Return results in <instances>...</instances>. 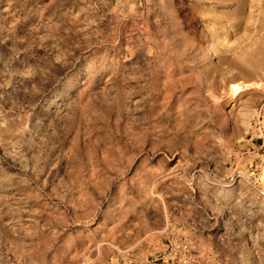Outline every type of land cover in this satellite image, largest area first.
Listing matches in <instances>:
<instances>
[{
    "label": "rangeland",
    "instance_id": "1",
    "mask_svg": "<svg viewBox=\"0 0 264 264\" xmlns=\"http://www.w3.org/2000/svg\"><path fill=\"white\" fill-rule=\"evenodd\" d=\"M0 264H264V0H0Z\"/></svg>",
    "mask_w": 264,
    "mask_h": 264
}]
</instances>
